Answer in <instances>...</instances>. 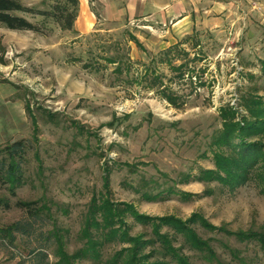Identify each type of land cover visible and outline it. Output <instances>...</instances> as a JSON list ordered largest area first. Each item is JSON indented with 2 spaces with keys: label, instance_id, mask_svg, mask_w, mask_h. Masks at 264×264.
Here are the masks:
<instances>
[{
  "label": "rangeland",
  "instance_id": "obj_1",
  "mask_svg": "<svg viewBox=\"0 0 264 264\" xmlns=\"http://www.w3.org/2000/svg\"><path fill=\"white\" fill-rule=\"evenodd\" d=\"M106 1L113 11L126 3ZM21 2L48 11L58 0ZM89 2L97 25L86 36L27 14L19 16L41 33L0 25L6 49L0 62V150L17 141L26 145L16 197L0 188V201L10 205H0V228L28 221L15 207L17 201L36 202L46 216L34 223L33 236L18 235L13 246L0 241V264H62L58 250L73 256L82 249V231L103 201L132 205L151 218L185 222L198 214L232 233L264 234V186L258 180L234 190L200 181L203 171L216 170L215 153H227L215 143L223 128L221 109L232 108L243 125L248 117L244 99L264 98V0H247L217 31L197 29L183 37L158 25L144 30L143 21L131 26L126 18L112 21L103 1ZM171 37V47L180 45L187 55L175 53L171 63L160 64L161 54L171 48L163 49V42ZM111 59L135 64L129 80L118 76ZM183 64L180 77L171 65ZM154 72L162 77L160 89L147 87ZM136 78L139 83L133 82ZM164 90L177 97V107L163 98ZM256 140L264 144V136ZM97 219L102 222L99 214ZM124 221L130 237L153 239L150 228L129 216ZM193 228L209 241L216 261L205 260L181 237L162 230L190 264H264L257 243ZM50 233L56 238L47 241ZM129 246L106 244L102 261ZM41 250L47 254L44 263H39ZM75 264L99 263L79 259Z\"/></svg>",
  "mask_w": 264,
  "mask_h": 264
},
{
  "label": "trees",
  "instance_id": "obj_2",
  "mask_svg": "<svg viewBox=\"0 0 264 264\" xmlns=\"http://www.w3.org/2000/svg\"><path fill=\"white\" fill-rule=\"evenodd\" d=\"M79 0H58L51 10L43 11L31 9L24 6L21 0H0V25L13 32H33L41 33V28L31 23L19 14L43 17L53 20L62 30L74 31L75 21L78 16ZM131 40L142 48L138 40L131 36ZM180 45H175L161 55L160 64L171 63V57L175 55H187L179 50ZM176 53V54H175ZM6 49L0 40V62L4 64L3 57ZM170 59V60H169ZM109 63L117 65L116 73L119 77L129 80L135 64L130 60L123 62L109 60ZM172 67L174 72H180L185 64L179 67ZM146 70L142 80H145L151 71ZM148 89L163 87L162 77L156 76ZM139 78L133 80L138 82ZM163 98L171 105L177 107V97L163 92ZM243 107L247 111L248 117L242 118L243 125L237 122V113L230 107L221 109L220 117L223 128L219 132L215 143L220 147H226L227 153L218 152L214 155L215 171H203L201 180L205 182H217L224 188L232 190L244 186L250 181H259L264 186V144L256 138L264 136V98H247L243 101ZM26 145L24 141H17L0 150V188L6 187L12 197H16V190L21 187L23 172L22 161L24 158ZM264 192V190H263ZM0 205L5 209H10L8 203ZM17 209L25 212L28 221L17 222L7 228H0V241L9 246L15 245L17 236H33L35 234L34 223L44 219V207H40L36 202L17 201ZM98 211V212H97ZM100 215L102 222L99 223L97 215ZM132 218L137 224L152 230L153 239L144 240V236L130 237L127 234L124 219ZM194 226H200L210 233H223L228 237H234L239 242L257 243L264 250V234L253 232L232 233L223 228H216L209 224L198 214H194L190 219L183 222L173 217L151 218L139 214L132 205L112 204L108 201L96 208H93L90 218L82 231L85 241L84 246L75 255H67L62 248L58 250L60 263L75 264L76 260L89 259L99 264H190L189 258L183 255V249L173 245V240L169 234L162 233L167 228L174 233V236L181 237L185 247L199 253L209 262L216 261V255L209 244V241L202 240ZM95 230L98 240L91 234ZM56 236L50 233L47 241ZM119 242L130 245L128 248L116 253L111 260L102 261V249L106 244ZM51 245V244H50ZM157 246V249H153ZM151 247V251L146 250ZM39 263H44L47 259L45 251L38 254Z\"/></svg>",
  "mask_w": 264,
  "mask_h": 264
},
{
  "label": "crops",
  "instance_id": "obj_3",
  "mask_svg": "<svg viewBox=\"0 0 264 264\" xmlns=\"http://www.w3.org/2000/svg\"><path fill=\"white\" fill-rule=\"evenodd\" d=\"M104 2L105 14L112 21L126 18L127 26L143 21L142 29H152L158 25L167 28L172 36H185L194 30L217 31L228 24L235 11L247 0H126L125 4L114 6ZM110 10V11H109ZM97 18L91 9L89 0H79V12L75 21L74 32L80 37L94 31ZM138 28L141 29L139 26ZM174 38L164 40L167 49Z\"/></svg>",
  "mask_w": 264,
  "mask_h": 264
}]
</instances>
